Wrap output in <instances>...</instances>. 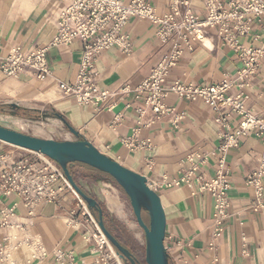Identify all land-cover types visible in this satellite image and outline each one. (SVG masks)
I'll return each instance as SVG.
<instances>
[{
    "label": "crops",
    "instance_id": "crops-1",
    "mask_svg": "<svg viewBox=\"0 0 264 264\" xmlns=\"http://www.w3.org/2000/svg\"><path fill=\"white\" fill-rule=\"evenodd\" d=\"M187 1L182 11L189 9L203 19L205 1ZM220 1L226 4L229 0ZM149 2L160 16L171 10L172 0ZM62 6L56 0H0V56H6L15 46L29 51L49 44L56 34ZM125 30L132 43L131 53L113 46L95 58L96 79L101 88L117 90L127 84H141L169 51L168 43L157 36L155 25L148 19L132 17ZM205 32L204 41L195 42L193 50L186 52L172 67L165 88L175 81L210 86L219 83L226 74L235 75L240 66L237 52L222 45L218 28H207ZM256 32H260V28ZM242 40L250 42L252 37ZM46 54L51 73L44 79L37 78L31 69L24 70L18 77H7L0 70V117L4 120L0 123L42 138L89 140L102 152L157 183L155 189L167 216L165 244L171 264H264V212L253 209V192L246 184L247 175L261 163L264 133L241 136L239 144L226 154V168L231 176L229 216L224 232L215 237L214 203L210 194L199 192L197 186L190 189L164 184L166 178L179 173L181 161L198 149L211 153L206 171L209 176L216 173L222 140L213 120V108L204 101H188L169 93L162 102L172 107L174 114L157 116L145 105V92L140 93V98L135 92L118 97L114 109L79 104L74 96L62 93L59 83L75 81L83 57V43L75 40L53 45ZM249 93V109L264 119V60ZM139 107L145 108L143 124H139ZM182 113L184 117L175 121V115ZM24 122H29L27 130L13 126L19 123L24 126ZM231 124L236 127L238 118H232ZM138 127V138L150 139L151 149L132 151L123 143ZM72 129L79 133L78 137ZM0 153L11 159L37 158L30 150L2 141ZM103 176L93 177L92 184L83 178L80 182H86L87 187H82L104 203L111 219L138 242L139 225L130 221L126 209L115 199L118 189ZM5 203L8 199H1L0 208ZM18 212L25 213L23 205L18 206ZM73 215L75 221L71 222ZM90 230L82 209L70 191L65 190L59 202L39 207L31 228L50 257L40 261L23 247L14 253L16 264H90L95 245L94 239H87ZM57 249L73 251L74 262H57L52 258Z\"/></svg>",
    "mask_w": 264,
    "mask_h": 264
},
{
    "label": "built area",
    "instance_id": "built-area-1",
    "mask_svg": "<svg viewBox=\"0 0 264 264\" xmlns=\"http://www.w3.org/2000/svg\"><path fill=\"white\" fill-rule=\"evenodd\" d=\"M63 4L56 22V34L47 45L25 50L12 47L6 56H0V70L7 77H18L26 69L36 72L39 79L51 73L47 62L50 46L80 40L83 43V57L78 75L73 82H60L64 95L74 96L79 104H95L98 107L114 109L118 97L145 92V105L157 115L174 114L172 107L165 105L162 98L174 93L188 101H204L214 110V122L222 142L218 148L221 156L216 173L209 176L206 168L211 153L198 149L181 161V170L166 178L167 187L197 186L201 193H208L213 199V233L220 237L229 216L230 171L226 168V154L239 144L241 136L264 133V119L256 116L248 107L249 90L253 78L264 60V0H204L206 15L200 19L189 9L182 11L187 0H172L171 10L160 16L149 0H56ZM132 17L148 19L156 27L157 36L168 43L169 51L154 67L151 75L137 86L127 84L117 90L99 86L95 72V58L113 46L131 53L132 43L126 34V25ZM207 28H218L222 45L233 48L240 59L235 75L226 74L219 83L200 86L194 83L175 81L165 88L166 78L177 61L192 51L195 42L204 41ZM260 28V32L256 29ZM252 37L250 42L243 38ZM139 124H143L145 108L139 107ZM184 114L175 115L178 121ZM238 118L233 127L232 118ZM119 115L116 116L118 120ZM258 131V132H257ZM140 128L123 139L132 151L151 149L150 139L138 138ZM33 152V151H32ZM37 158L11 159L0 153V200L8 199L0 208V262L16 264L14 253L27 247L32 257L45 260L50 257L42 240L32 234L31 228L39 207L59 202L60 194L69 190L77 205L91 225L87 239H94V256L90 264H124L116 248L99 226L95 214L72 187L60 165L39 152ZM155 189L157 183L150 182ZM246 184L253 192L252 207L264 212V154L257 169L247 175ZM156 190V189H155ZM23 205L25 213L18 212ZM74 214V211H72ZM74 220V215L71 222ZM52 258L59 263H73V251L68 253L57 249Z\"/></svg>",
    "mask_w": 264,
    "mask_h": 264
},
{
    "label": "water",
    "instance_id": "water-1",
    "mask_svg": "<svg viewBox=\"0 0 264 264\" xmlns=\"http://www.w3.org/2000/svg\"><path fill=\"white\" fill-rule=\"evenodd\" d=\"M78 137L79 133L72 129ZM0 141L22 149L39 152L56 161L72 187L87 203L95 214L100 228L116 248L125 264H141V261L107 228L104 220V210L100 200L79 185L70 171L73 163L89 165L111 176L124 189L133 208L137 223L145 234L146 264H171L165 244L167 216L159 193L148 183V177L123 165L111 156L98 149L86 139L57 140L42 138L19 131L7 124L0 123ZM149 215V223L143 214Z\"/></svg>",
    "mask_w": 264,
    "mask_h": 264
},
{
    "label": "trees",
    "instance_id": "trees-1",
    "mask_svg": "<svg viewBox=\"0 0 264 264\" xmlns=\"http://www.w3.org/2000/svg\"><path fill=\"white\" fill-rule=\"evenodd\" d=\"M71 174L73 175L75 181L80 185V178H83L90 184L94 183L93 177L95 179L96 174H105L89 165L83 163H73L70 166ZM108 175V174H107ZM103 210H104V220L107 228L113 233L117 239L126 247H128L134 255L141 261L140 256L136 249V242L135 240L130 237L126 231L120 226V224L111 219L104 203H101ZM97 216V213H95ZM141 264H146L144 261H141Z\"/></svg>",
    "mask_w": 264,
    "mask_h": 264
},
{
    "label": "rangeland",
    "instance_id": "rangeland-1",
    "mask_svg": "<svg viewBox=\"0 0 264 264\" xmlns=\"http://www.w3.org/2000/svg\"><path fill=\"white\" fill-rule=\"evenodd\" d=\"M0 121H4L2 117H0ZM24 123H25L24 126H22L21 123H19L18 125L15 124V125H13V126L16 127V128H21V129H25V130H27L28 127L26 126V124H29V122H24ZM31 123H32V122H31ZM31 123H30V124H31ZM16 125H17V126H16ZM31 125H32V124H31ZM96 175H97V174H96ZM102 175H104L103 177H104L106 180H108L109 182L112 183V186H113L114 188L118 189V196H119L120 199L118 198L117 194H116V196H115V199H116L117 201H119L120 204H121V206H123V207L126 209L128 215H129V217H130V221H131L132 223H137V220H136V217H135V214H134L133 208H132V206H131L130 199H129L128 195L125 193L124 189L121 188L111 176H109V175H107V174H102ZM80 183H81V184H80L81 186L83 185V187H84V186L87 187L86 182L81 181ZM116 193H117V192H116ZM143 216H144L145 221H146L147 223H149V215H148L147 213H144ZM137 225H139V224L137 223ZM139 227H140V226H139ZM140 229H141V230H139V241H138L139 243L136 242V240L133 238V236H132L130 233H128V232H126V233H127L130 237H132V238L135 240V242H136V244H137V249H138L137 252H138V254H139V256H140L141 261H144V259H145V243H146V241H145V234H144V231H143V229H142L141 227H140Z\"/></svg>",
    "mask_w": 264,
    "mask_h": 264
},
{
    "label": "bare ground",
    "instance_id": "bare-ground-1",
    "mask_svg": "<svg viewBox=\"0 0 264 264\" xmlns=\"http://www.w3.org/2000/svg\"><path fill=\"white\" fill-rule=\"evenodd\" d=\"M1 122H4V121H1Z\"/></svg>",
    "mask_w": 264,
    "mask_h": 264
}]
</instances>
